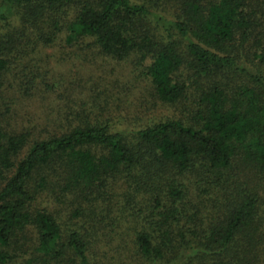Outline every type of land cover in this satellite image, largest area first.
I'll return each mask as SVG.
<instances>
[{
    "label": "trees",
    "instance_id": "obj_1",
    "mask_svg": "<svg viewBox=\"0 0 264 264\" xmlns=\"http://www.w3.org/2000/svg\"><path fill=\"white\" fill-rule=\"evenodd\" d=\"M57 41L181 116L19 128L9 77ZM0 105V264L264 263V0H0Z\"/></svg>",
    "mask_w": 264,
    "mask_h": 264
},
{
    "label": "rangeland",
    "instance_id": "obj_2",
    "mask_svg": "<svg viewBox=\"0 0 264 264\" xmlns=\"http://www.w3.org/2000/svg\"><path fill=\"white\" fill-rule=\"evenodd\" d=\"M140 68L131 58L117 61L94 49L79 51L57 41L37 59L19 67L17 78L10 75L11 88L5 90L16 103L17 114L12 113L18 127L43 137L58 132V122L66 116L67 122L72 121L75 114L83 121L112 119L117 129H138L181 116L177 108L155 100ZM21 78L28 80L30 92L37 91L31 98L20 88Z\"/></svg>",
    "mask_w": 264,
    "mask_h": 264
}]
</instances>
